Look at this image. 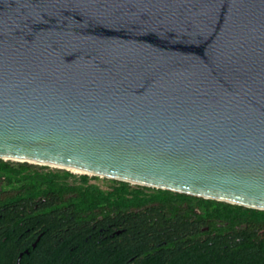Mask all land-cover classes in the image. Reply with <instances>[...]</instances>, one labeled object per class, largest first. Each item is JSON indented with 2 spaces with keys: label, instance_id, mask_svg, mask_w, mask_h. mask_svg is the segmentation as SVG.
<instances>
[{
  "label": "water",
  "instance_id": "95a60500",
  "mask_svg": "<svg viewBox=\"0 0 264 264\" xmlns=\"http://www.w3.org/2000/svg\"><path fill=\"white\" fill-rule=\"evenodd\" d=\"M0 158L264 209V0H0Z\"/></svg>",
  "mask_w": 264,
  "mask_h": 264
},
{
  "label": "trees",
  "instance_id": "16d2710c",
  "mask_svg": "<svg viewBox=\"0 0 264 264\" xmlns=\"http://www.w3.org/2000/svg\"><path fill=\"white\" fill-rule=\"evenodd\" d=\"M74 176L0 158V264H264V209Z\"/></svg>",
  "mask_w": 264,
  "mask_h": 264
},
{
  "label": "rangeland",
  "instance_id": "374dc122",
  "mask_svg": "<svg viewBox=\"0 0 264 264\" xmlns=\"http://www.w3.org/2000/svg\"><path fill=\"white\" fill-rule=\"evenodd\" d=\"M13 161L18 162L17 160H13ZM39 165H43V164H39ZM47 166H49V165H47ZM49 167H51L52 169H58V167H55V166H49ZM60 169H63V168H60ZM72 172L75 173L76 176L71 177L70 181H80L79 180V175L83 174V172H76V171L74 172L73 170H72ZM90 174H92V173H90ZM91 181L100 184L105 189H108V188H110V187H112L114 185V183L111 180V178L103 177V176H99V178H91Z\"/></svg>",
  "mask_w": 264,
  "mask_h": 264
},
{
  "label": "bare ground",
  "instance_id": "6f19581e",
  "mask_svg": "<svg viewBox=\"0 0 264 264\" xmlns=\"http://www.w3.org/2000/svg\"><path fill=\"white\" fill-rule=\"evenodd\" d=\"M71 170H73L74 172H88V171H84V170H81V169H77V168H72L70 167ZM88 173H92V172H88Z\"/></svg>",
  "mask_w": 264,
  "mask_h": 264
}]
</instances>
